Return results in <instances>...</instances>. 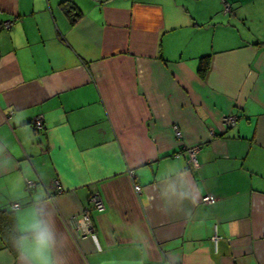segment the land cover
<instances>
[{
  "label": "crops",
  "instance_id": "0c3cea01",
  "mask_svg": "<svg viewBox=\"0 0 264 264\" xmlns=\"http://www.w3.org/2000/svg\"><path fill=\"white\" fill-rule=\"evenodd\" d=\"M225 1L0 0V264H264V0Z\"/></svg>",
  "mask_w": 264,
  "mask_h": 264
},
{
  "label": "built area",
  "instance_id": "2783aa9c",
  "mask_svg": "<svg viewBox=\"0 0 264 264\" xmlns=\"http://www.w3.org/2000/svg\"><path fill=\"white\" fill-rule=\"evenodd\" d=\"M224 10L229 9V3L224 0ZM12 23L11 20H5L2 22V26H9ZM237 120V115L234 113H227L224 112L221 115V122L224 126H229L233 125ZM31 124L35 130H40L43 128L44 122H43V115L42 113L36 114L33 119L31 120ZM173 129L175 134L179 137L181 136V131L178 127L177 124H173ZM199 145H191V146H183V148L186 150L187 153V159L189 162L192 164L196 165L197 164V150H198ZM177 155V152L175 153ZM54 185L57 191L61 190V185L58 181V179H54ZM26 184L27 186H31L34 184V181L32 179H26ZM134 188L137 192L141 191V186L138 183H134ZM214 200V197L210 194H205L201 197V201L205 203H211ZM20 203L19 202H13L12 207H19ZM104 208V202L99 194L98 191H91L89 192L86 202L83 205L82 209L70 215L68 217L67 225L71 233L73 234L74 237H83L87 235H92L95 233V226L91 218V211L93 209L101 210ZM216 228V225H215ZM220 238V235L214 232L212 235L211 239L214 242V245H216V242Z\"/></svg>",
  "mask_w": 264,
  "mask_h": 264
},
{
  "label": "clouds",
  "instance_id": "9594fccd",
  "mask_svg": "<svg viewBox=\"0 0 264 264\" xmlns=\"http://www.w3.org/2000/svg\"><path fill=\"white\" fill-rule=\"evenodd\" d=\"M33 221L29 224L21 225L20 231H30L41 228V222L36 218L33 213ZM41 235L44 239V247L50 253L55 246V227L54 225H46L41 230ZM14 245L22 258H26L30 264H38V257L28 244V236H21L18 241L14 242ZM44 264H56V261L48 259L44 261Z\"/></svg>",
  "mask_w": 264,
  "mask_h": 264
},
{
  "label": "trees",
  "instance_id": "16d2710c",
  "mask_svg": "<svg viewBox=\"0 0 264 264\" xmlns=\"http://www.w3.org/2000/svg\"><path fill=\"white\" fill-rule=\"evenodd\" d=\"M209 55H203L200 57L199 60V65H198V71L200 74H204L208 68L209 60H208Z\"/></svg>",
  "mask_w": 264,
  "mask_h": 264
}]
</instances>
